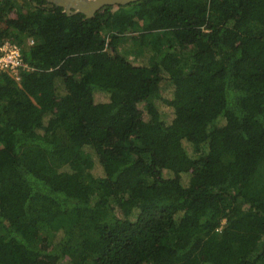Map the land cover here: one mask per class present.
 Here are the masks:
<instances>
[{"label":"trees","instance_id":"1","mask_svg":"<svg viewBox=\"0 0 264 264\" xmlns=\"http://www.w3.org/2000/svg\"><path fill=\"white\" fill-rule=\"evenodd\" d=\"M4 38L0 264H264V0H0Z\"/></svg>","mask_w":264,"mask_h":264},{"label":"built area","instance_id":"2","mask_svg":"<svg viewBox=\"0 0 264 264\" xmlns=\"http://www.w3.org/2000/svg\"><path fill=\"white\" fill-rule=\"evenodd\" d=\"M28 44L33 40L29 39ZM30 68L23 60L22 47L10 38L0 40V72L7 73L17 83L21 80V72Z\"/></svg>","mask_w":264,"mask_h":264},{"label":"rangeland","instance_id":"3","mask_svg":"<svg viewBox=\"0 0 264 264\" xmlns=\"http://www.w3.org/2000/svg\"><path fill=\"white\" fill-rule=\"evenodd\" d=\"M138 33H135V32H131V33H127L125 36H124V39H123V43L119 46V50L120 51H127V52H130L129 54V57L132 58L134 57V55L132 53L136 52L138 50V43L139 41H137V44L135 43L134 41V37L137 36L138 37ZM147 39L150 40L151 39V35H148L147 36ZM169 91H170V88H167L164 90L165 94H169ZM95 98L96 100L98 101H106L108 99L107 95L105 93H100V92H97L95 94ZM142 105L140 104V107ZM163 107V110L164 112L166 113V116L168 118L171 117V109L167 106H162ZM55 137L59 140L61 139H66L67 138V135H65L64 131L63 130H57L56 133H55ZM98 171V168L95 170L94 169V173H99L97 172ZM262 172L264 174V165L262 167ZM101 174V171L100 173ZM225 221H223L222 223H224ZM70 233H71V238H72V242L75 243L76 241L80 240V235L78 233V229L76 227H71L69 229ZM49 232L46 230V228H43L42 231H41V236H48Z\"/></svg>","mask_w":264,"mask_h":264},{"label":"water","instance_id":"4","mask_svg":"<svg viewBox=\"0 0 264 264\" xmlns=\"http://www.w3.org/2000/svg\"><path fill=\"white\" fill-rule=\"evenodd\" d=\"M56 6L62 7L66 14L82 13L91 17L104 5L125 4L137 0H46Z\"/></svg>","mask_w":264,"mask_h":264},{"label":"bare ground","instance_id":"5","mask_svg":"<svg viewBox=\"0 0 264 264\" xmlns=\"http://www.w3.org/2000/svg\"><path fill=\"white\" fill-rule=\"evenodd\" d=\"M76 14V13H75Z\"/></svg>","mask_w":264,"mask_h":264}]
</instances>
